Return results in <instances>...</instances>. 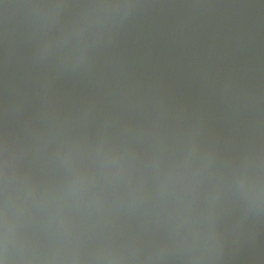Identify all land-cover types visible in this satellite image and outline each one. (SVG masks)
I'll use <instances>...</instances> for the list:
<instances>
[{
    "label": "water",
    "instance_id": "water-1",
    "mask_svg": "<svg viewBox=\"0 0 264 264\" xmlns=\"http://www.w3.org/2000/svg\"><path fill=\"white\" fill-rule=\"evenodd\" d=\"M37 2L0 0V101L6 83L28 202L16 214L61 255L137 241L158 264H191L175 243L191 229L202 264H264V214L215 190L249 153L264 154V0H136L91 31L77 27L91 0ZM102 142L124 159L105 160ZM65 143L83 184L72 183Z\"/></svg>",
    "mask_w": 264,
    "mask_h": 264
},
{
    "label": "clouds",
    "instance_id": "clouds-1",
    "mask_svg": "<svg viewBox=\"0 0 264 264\" xmlns=\"http://www.w3.org/2000/svg\"><path fill=\"white\" fill-rule=\"evenodd\" d=\"M32 7L59 9L62 4L39 0ZM87 11L77 24L81 31H91L99 21L107 20L121 11L131 14L138 7L136 0H91L83 6ZM99 38V30L92 33ZM55 39L45 37L41 47L52 54L55 51ZM91 49L85 47L82 55L90 54ZM73 51L64 53V59H71ZM7 84H3V99L0 101V264H158L159 255L155 252L142 254L137 241L117 243L103 240L91 251H78L73 255H61L45 245L51 240L47 231H35L28 222L14 211V203L28 207L18 187L19 172L18 143L20 132L13 126L12 114L16 100L9 97ZM33 135L40 132L39 123L33 121L29 126ZM98 151L103 152L105 160L120 161L125 152L115 144L101 143ZM59 152L72 162V183H85L88 179L87 170L78 161L74 144L61 145ZM214 158V149H209L205 159ZM253 161H257L253 167ZM29 191L34 188L27 186ZM219 195H228L240 202L246 215L264 214V154L249 153L229 172L223 176L222 183L215 189ZM197 237L190 229L186 234L178 236L175 243L191 252V264H202L206 259L203 254H197Z\"/></svg>",
    "mask_w": 264,
    "mask_h": 264
}]
</instances>
